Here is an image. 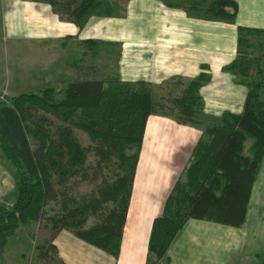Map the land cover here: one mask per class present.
<instances>
[{"label": "trees", "instance_id": "1", "mask_svg": "<svg viewBox=\"0 0 264 264\" xmlns=\"http://www.w3.org/2000/svg\"><path fill=\"white\" fill-rule=\"evenodd\" d=\"M92 11V0H84L73 14L79 23ZM188 11L202 19L233 24L238 5L233 0H206L191 3ZM262 37L264 30L239 27L237 57L224 68L249 90L242 114H204L199 91L211 81L209 74L189 80L181 96H167L161 101L154 99L152 87L144 82L111 78L72 82L62 93L55 88L23 93L10 104H1L0 145L15 168L17 196L12 208L0 203V264L9 238L18 228L42 222L52 224V238L54 232L67 229L118 258L145 129L149 117L156 114L197 127L202 126L200 115L213 121L197 143L184 179L176 183L163 214L153 222L147 264H169V250L190 219L243 226L252 186L264 159V70L261 81H246L257 62L250 52L257 47L253 38ZM91 42L96 43L95 55L106 43ZM50 115L60 124L56 125ZM74 128L84 130L93 146L83 147ZM246 144H250L248 149ZM90 150L99 163H111L116 158L123 174L113 181L104 179L95 196L82 202L70 194L68 186L76 176L87 178ZM91 169L97 177L102 166ZM50 202L60 206V213L45 219ZM109 203L115 208L103 222L84 229L87 216Z\"/></svg>", "mask_w": 264, "mask_h": 264}, {"label": "crops", "instance_id": "2", "mask_svg": "<svg viewBox=\"0 0 264 264\" xmlns=\"http://www.w3.org/2000/svg\"><path fill=\"white\" fill-rule=\"evenodd\" d=\"M117 1L92 0V13L79 24L73 12L84 0H0V37L11 42L15 70L20 67L19 86L31 84L40 92L81 81L86 41H103L121 44L115 78L153 88L209 74L211 81L199 91L204 114L243 113L249 90L224 68L237 57L239 27L264 30V0H233L238 5L233 24L189 14L191 3L206 0H126L122 17L115 11ZM203 132L173 117L150 116L119 257L60 229L53 238L49 236L57 260L61 264H147L153 222L163 214L176 183L184 179ZM32 225L41 229L40 223L18 229ZM42 227L48 232L50 225ZM251 232L246 223L233 227L190 219L169 250V264H264L261 243ZM2 260L3 256L1 264Z\"/></svg>", "mask_w": 264, "mask_h": 264}, {"label": "rangeland", "instance_id": "3", "mask_svg": "<svg viewBox=\"0 0 264 264\" xmlns=\"http://www.w3.org/2000/svg\"><path fill=\"white\" fill-rule=\"evenodd\" d=\"M126 0H118V8L115 9L116 13L120 17L125 15V3ZM90 28L88 27L87 30ZM1 36V33H0ZM257 47L250 50L251 58L257 62L253 66L246 81L253 83L259 82L263 79L262 70H264V37L253 38ZM260 41V42H259ZM259 43H262L259 47ZM87 44V45H86ZM84 51V64L83 74L80 75L81 81H109L111 78H115L117 67V56L121 49L116 45H111L106 42L104 46L100 47V51L94 55V46L91 40L86 41ZM95 56V57H94ZM25 58V57H23ZM82 62V63H83ZM15 60L13 59L11 42L7 38L0 37V105L10 104L13 98L18 97L23 93L39 92V88L32 87L28 84L25 87H20L18 81L20 80L19 63L17 70L14 67ZM92 69H95L93 71ZM82 70V69H81ZM17 72V73H16ZM242 80V78L240 77ZM239 80V78H237ZM189 80H174L167 82L161 86L153 87L152 93L154 94L156 101H161L167 96H181L188 86ZM57 93H62L65 88H55ZM262 99L264 100V91L262 93ZM166 107H170L169 104H165ZM169 112V110H167ZM176 113V112H175ZM56 125L60 124L54 116L50 115ZM202 126H198L203 131L212 123V119L203 115L198 116ZM54 129V128H53ZM74 134L77 140L85 148L93 146L89 135L81 128H74ZM35 146V145H34ZM250 144L245 145V149H248ZM131 155V152H128ZM245 155H248V151H245ZM102 166V170H98L99 175L94 176V170L91 168H98ZM121 162L116 158L111 163H99V159L96 157L94 151L90 150L88 159L86 161L87 178L76 176L74 182H71L70 194L79 201L85 199L84 202H88L95 196L97 188L104 179L110 181L115 180L121 171ZM16 171L11 162L7 159L2 146L0 145V203L5 204L6 207L12 208L17 196L16 189ZM74 183V184H73ZM50 211L46 217H53L60 213V206L58 204L50 203ZM115 206L113 203H109L104 206L97 213H90L87 216L84 229H89L99 223H102L106 216L110 213ZM250 210V211H249ZM246 228L252 230L251 234L255 235L254 239L258 243H261L262 258L264 260V159L260 165L257 173V179L255 180L248 204V210L246 213ZM40 228L37 226H22L21 229H17L12 237L9 238L7 247L4 250L2 264H61L57 260L55 250L51 246L50 237L52 232V224L49 231H43V225L45 222L40 223ZM50 232V235H49ZM50 236V237H49ZM48 237V238H47ZM170 259V257H169ZM160 264H165L164 261Z\"/></svg>", "mask_w": 264, "mask_h": 264}]
</instances>
